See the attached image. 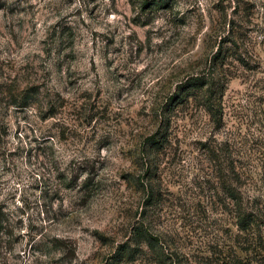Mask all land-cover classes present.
Wrapping results in <instances>:
<instances>
[{"label": "rangeland", "instance_id": "obj_1", "mask_svg": "<svg viewBox=\"0 0 264 264\" xmlns=\"http://www.w3.org/2000/svg\"><path fill=\"white\" fill-rule=\"evenodd\" d=\"M158 1L0 0V264H264V0Z\"/></svg>", "mask_w": 264, "mask_h": 264}, {"label": "trees", "instance_id": "obj_2", "mask_svg": "<svg viewBox=\"0 0 264 264\" xmlns=\"http://www.w3.org/2000/svg\"><path fill=\"white\" fill-rule=\"evenodd\" d=\"M162 0L156 2V3H152L155 5H161ZM147 4V2L145 3ZM224 57L223 54L220 56V50L213 56V65L218 63V65L220 63H222ZM216 75H214L213 73L207 74L205 76H195V77H191L190 79L186 80L183 84H180L178 86V91L177 93H175L173 96L170 97V101L174 102V105H178L180 103L183 102V100H187L190 96L193 95V92L196 90H204V106L205 109L209 112V113H215L216 109H215V105L218 104V101L221 99V97L223 96L224 93V89H225V83L222 82L221 84H219L218 79H216ZM215 115V114H214ZM155 135H150L147 138L146 143L149 144V146L154 149V150H159L160 148H162L163 146V142L165 141V137L162 135H160L159 138H154ZM87 167H85V169H80L79 173L76 174L71 180L70 182L67 183L68 187H71L72 185H74L76 183V181L78 180V178L81 176V173L83 171L86 170ZM230 196L232 198V200L235 201V204L238 206V214H237V218H238V227L239 230H246L248 228V226L251 225V223L254 222V219L251 215V213L246 210H244L241 207V203H240V197L236 196V192L232 189L231 191H229ZM235 193V194H234ZM136 234L137 236H145V232H142L139 228H135Z\"/></svg>", "mask_w": 264, "mask_h": 264}]
</instances>
